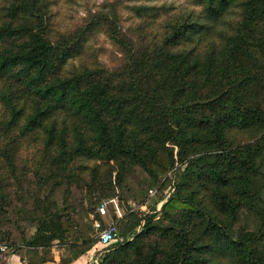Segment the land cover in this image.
<instances>
[{"label": "trees", "instance_id": "obj_1", "mask_svg": "<svg viewBox=\"0 0 264 264\" xmlns=\"http://www.w3.org/2000/svg\"><path fill=\"white\" fill-rule=\"evenodd\" d=\"M194 2L199 10L135 42L116 9L66 34L53 29L50 0H0V223L19 147L36 142L48 169L34 234L22 229L20 243L6 234L5 250L55 264L58 241L72 253L59 264H72L98 239L80 231L69 195L58 207L53 193L84 183L96 208L141 171L142 187L175 192L145 213L143 194L119 220L129 221L125 239L98 264H264V0ZM97 32L122 63L69 66Z\"/></svg>", "mask_w": 264, "mask_h": 264}, {"label": "rangeland", "instance_id": "obj_2", "mask_svg": "<svg viewBox=\"0 0 264 264\" xmlns=\"http://www.w3.org/2000/svg\"><path fill=\"white\" fill-rule=\"evenodd\" d=\"M51 2V21L55 31L62 33H72L87 25L95 15L107 13L112 9H116L119 15V21L124 32L135 42H140L141 35L158 33L162 29L164 22L173 14L191 9L199 10L194 0H50ZM1 6V5H0ZM171 7V11L165 10H138L140 7ZM123 56L119 49L112 43L109 37L97 32L87 43L84 53L77 59L72 60L69 66H93L95 63L104 65L109 69L118 67L122 63ZM68 66V67H69ZM0 106V118L2 117ZM39 170V171H38ZM48 169H43L40 163L39 146L34 141H26L20 147L15 161V169L13 174L5 175V179L9 181L10 190L8 191L10 202L7 210V220L0 223V238L5 240L0 249V264H11L12 250L5 248L8 236L10 234V242H21V230L24 229L30 236L35 232L33 227V208L34 198L38 191V185L41 176ZM172 173H170V176ZM144 174L137 171L134 176L127 179L126 184L122 188H117L109 202V212L115 214V206L118 205L125 216L131 212H137L139 207L138 201L143 194L148 198L146 207H142L141 212H148L152 203L159 196L167 198L175 190H161L157 187H142L141 182ZM172 177V176H171ZM70 184L65 182L62 187L53 193L58 207H61L65 196L69 195V200L74 204L73 218L77 222L80 231L86 236L94 237V225L92 216L96 213V208L91 206L93 198V190H89L81 183L79 186L73 184L68 190ZM50 185H44L42 199L49 193ZM164 202L158 206L161 209ZM132 210V211H131ZM17 211V212H16ZM124 216V217H125ZM113 220H116L113 218ZM128 218L118 223L121 232V241L126 236V224ZM19 223V225L17 224ZM144 222H142L143 225ZM141 228H139L140 230ZM9 242V241H8ZM97 252H104L101 246H93ZM92 247V248H93ZM93 248V249H94ZM18 260L21 264H39L40 256L38 254L21 249ZM93 252V250H91ZM71 252L65 249L58 241L53 243L52 253L49 255L53 259V263L59 264L61 258H70ZM105 254V253H104Z\"/></svg>", "mask_w": 264, "mask_h": 264}, {"label": "built area", "instance_id": "obj_3", "mask_svg": "<svg viewBox=\"0 0 264 264\" xmlns=\"http://www.w3.org/2000/svg\"><path fill=\"white\" fill-rule=\"evenodd\" d=\"M108 206L109 202H104L96 209L95 215L92 216L96 237L98 239L97 246H101L104 252L107 251L106 249L111 245L121 242V233L118 229V222L125 216V213L119 209L118 205L116 204L114 210L117 219L113 220ZM104 252H97L96 248H94L93 252L89 256V263L98 264L99 258Z\"/></svg>", "mask_w": 264, "mask_h": 264}, {"label": "crops", "instance_id": "obj_4", "mask_svg": "<svg viewBox=\"0 0 264 264\" xmlns=\"http://www.w3.org/2000/svg\"><path fill=\"white\" fill-rule=\"evenodd\" d=\"M92 251H89L87 254L79 258L78 260L74 261L72 264H90V255ZM12 263L11 264H21L18 260V257L16 255L12 256Z\"/></svg>", "mask_w": 264, "mask_h": 264}]
</instances>
